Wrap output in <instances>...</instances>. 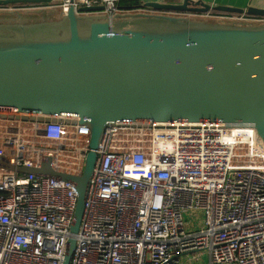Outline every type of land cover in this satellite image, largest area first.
I'll return each mask as SVG.
<instances>
[{
    "label": "built area",
    "instance_id": "1",
    "mask_svg": "<svg viewBox=\"0 0 264 264\" xmlns=\"http://www.w3.org/2000/svg\"><path fill=\"white\" fill-rule=\"evenodd\" d=\"M79 15L126 10L120 0H51ZM101 7L97 11L83 8ZM31 6L29 9L36 10ZM194 19L264 24V16L170 12ZM0 157L15 167L82 175L87 126L8 117L0 109ZM90 180L71 264H264V140L250 123L120 122L107 127ZM0 264H63L78 193L71 182L0 169Z\"/></svg>",
    "mask_w": 264,
    "mask_h": 264
},
{
    "label": "water",
    "instance_id": "2",
    "mask_svg": "<svg viewBox=\"0 0 264 264\" xmlns=\"http://www.w3.org/2000/svg\"><path fill=\"white\" fill-rule=\"evenodd\" d=\"M33 2L51 0H0V6ZM148 5L158 10L264 16V9L192 0ZM0 109L16 111L8 117L21 120L78 119L90 130L82 175L55 171L48 157L39 168L15 167L0 157V169L75 186L78 199L63 260L71 264L96 150L107 127L120 122L250 123L264 140V24L167 13L110 18L79 15L73 7L56 17L0 19Z\"/></svg>",
    "mask_w": 264,
    "mask_h": 264
},
{
    "label": "crops",
    "instance_id": "3",
    "mask_svg": "<svg viewBox=\"0 0 264 264\" xmlns=\"http://www.w3.org/2000/svg\"><path fill=\"white\" fill-rule=\"evenodd\" d=\"M184 0H134L130 2H125L121 7L126 10H132L141 8L142 6L148 7L151 10H154L158 13H167L170 12H183V11H174V10H158L153 6H149L150 3L156 4H173V5H182ZM192 1H201L212 6H226L233 7L238 9L247 10L250 7L256 9H264V0H192ZM47 4V3H46ZM45 3H13L7 6H0V19H16L19 16L23 18H34L36 16H48L49 14H58L53 10H46L43 8ZM35 6L36 10H31L29 7ZM219 12V11H215ZM59 15V14H58ZM202 20V19H201Z\"/></svg>",
    "mask_w": 264,
    "mask_h": 264
},
{
    "label": "rangeland",
    "instance_id": "4",
    "mask_svg": "<svg viewBox=\"0 0 264 264\" xmlns=\"http://www.w3.org/2000/svg\"><path fill=\"white\" fill-rule=\"evenodd\" d=\"M48 16L56 17L58 16V14H49ZM41 17L42 16H36L35 18H41ZM208 263H209V256L207 252H197L182 256V264H208Z\"/></svg>",
    "mask_w": 264,
    "mask_h": 264
},
{
    "label": "trees",
    "instance_id": "5",
    "mask_svg": "<svg viewBox=\"0 0 264 264\" xmlns=\"http://www.w3.org/2000/svg\"><path fill=\"white\" fill-rule=\"evenodd\" d=\"M130 1H134V0H120V5H123L125 2H130ZM1 195V193H0Z\"/></svg>",
    "mask_w": 264,
    "mask_h": 264
}]
</instances>
